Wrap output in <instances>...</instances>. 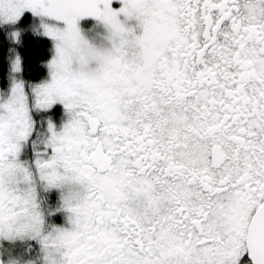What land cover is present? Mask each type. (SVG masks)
Returning <instances> with one entry per match:
<instances>
[{
	"label": "snow or ice",
	"instance_id": "1",
	"mask_svg": "<svg viewBox=\"0 0 264 264\" xmlns=\"http://www.w3.org/2000/svg\"><path fill=\"white\" fill-rule=\"evenodd\" d=\"M26 12L52 55L0 86V264H264V0H0V25Z\"/></svg>",
	"mask_w": 264,
	"mask_h": 264
},
{
	"label": "trees",
	"instance_id": "2",
	"mask_svg": "<svg viewBox=\"0 0 264 264\" xmlns=\"http://www.w3.org/2000/svg\"><path fill=\"white\" fill-rule=\"evenodd\" d=\"M31 13L26 12L15 25H0V86L8 81L10 58L17 52L20 54V77L26 81L39 82L48 75L46 61L52 52V42L47 37L34 34L29 25ZM14 28L23 29L20 42L17 43L8 35ZM11 49V51H10Z\"/></svg>",
	"mask_w": 264,
	"mask_h": 264
},
{
	"label": "rangeland",
	"instance_id": "3",
	"mask_svg": "<svg viewBox=\"0 0 264 264\" xmlns=\"http://www.w3.org/2000/svg\"><path fill=\"white\" fill-rule=\"evenodd\" d=\"M93 21H91V19H89L88 21H87V23H92ZM43 36V35H42ZM44 37H46V36H44ZM48 38V37H47ZM49 39V38H48ZM52 42V41H51ZM52 55V54H51ZM15 56V55H14ZM13 56V57H14ZM21 72V71H20ZM20 72H18V73H11L12 75H15V76H18V77H20ZM47 78V77H46Z\"/></svg>",
	"mask_w": 264,
	"mask_h": 264
},
{
	"label": "clouds",
	"instance_id": "4",
	"mask_svg": "<svg viewBox=\"0 0 264 264\" xmlns=\"http://www.w3.org/2000/svg\"><path fill=\"white\" fill-rule=\"evenodd\" d=\"M35 34V33H34Z\"/></svg>",
	"mask_w": 264,
	"mask_h": 264
}]
</instances>
